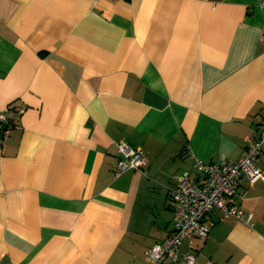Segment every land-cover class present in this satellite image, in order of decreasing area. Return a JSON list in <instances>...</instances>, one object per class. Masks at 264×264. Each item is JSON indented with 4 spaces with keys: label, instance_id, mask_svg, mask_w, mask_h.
Returning <instances> with one entry per match:
<instances>
[{
    "label": "crops",
    "instance_id": "0c3cea01",
    "mask_svg": "<svg viewBox=\"0 0 264 264\" xmlns=\"http://www.w3.org/2000/svg\"><path fill=\"white\" fill-rule=\"evenodd\" d=\"M262 3L0 0V109L24 107L0 145V264H149L169 189L264 127ZM120 142L143 167L114 174ZM233 201L251 225L209 210L181 240L194 264H264V179Z\"/></svg>",
    "mask_w": 264,
    "mask_h": 264
},
{
    "label": "built area",
    "instance_id": "2783aa9c",
    "mask_svg": "<svg viewBox=\"0 0 264 264\" xmlns=\"http://www.w3.org/2000/svg\"><path fill=\"white\" fill-rule=\"evenodd\" d=\"M23 111L24 107L18 103L0 109V145L8 131L9 114ZM262 146H264V127L260 128L256 136L248 140L242 155L236 160L220 163L198 160L196 165L203 175V180L197 182L184 177L169 189L168 199L173 212V229L161 241L149 247L147 250L149 264H162L167 259L171 264L178 262L194 264L195 252L181 251V240L184 236L196 235L201 238L208 236L210 226L205 221V215L212 208L221 210L222 217L234 216L239 221L251 225L252 214L237 206L233 201V195L240 175H245L250 183L264 179V170L256 164ZM118 147L122 158L118 159L114 174L128 168L143 167L146 157L142 151L123 142H120Z\"/></svg>",
    "mask_w": 264,
    "mask_h": 264
}]
</instances>
